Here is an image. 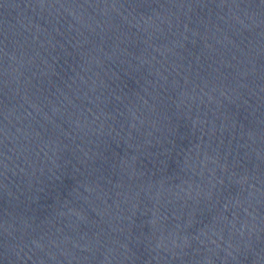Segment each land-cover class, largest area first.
Instances as JSON below:
<instances>
[{
  "label": "water",
  "instance_id": "obj_1",
  "mask_svg": "<svg viewBox=\"0 0 264 264\" xmlns=\"http://www.w3.org/2000/svg\"><path fill=\"white\" fill-rule=\"evenodd\" d=\"M0 264H264V0H0Z\"/></svg>",
  "mask_w": 264,
  "mask_h": 264
}]
</instances>
